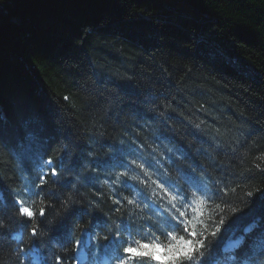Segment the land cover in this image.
Instances as JSON below:
<instances>
[{
    "label": "trees",
    "instance_id": "1",
    "mask_svg": "<svg viewBox=\"0 0 264 264\" xmlns=\"http://www.w3.org/2000/svg\"><path fill=\"white\" fill-rule=\"evenodd\" d=\"M117 150L125 162L147 161L152 179L186 189L239 185L232 200L240 211L210 259L223 260L226 244L255 222L251 246L264 229V199L244 195L264 188L255 167H264V0H0V264L28 262L14 255L12 200L49 158L61 183L28 199L37 210L52 203L32 237L42 248L51 247L49 233L58 243L47 259L73 257L82 213L101 234L126 225L125 240L168 243L166 231L148 227L163 212L155 185L129 179L135 187L110 189L123 169L92 171ZM68 196L80 210L70 216L61 208ZM113 199L123 201L121 212ZM31 226H23L24 245ZM90 237L87 248L101 255Z\"/></svg>",
    "mask_w": 264,
    "mask_h": 264
},
{
    "label": "snow or ice",
    "instance_id": "2",
    "mask_svg": "<svg viewBox=\"0 0 264 264\" xmlns=\"http://www.w3.org/2000/svg\"><path fill=\"white\" fill-rule=\"evenodd\" d=\"M64 99L67 100L68 97ZM258 159L264 160V153ZM60 162L62 164V157ZM43 167H46L48 171L42 170L38 175L37 182L32 186H26L13 197V216L16 222L21 225V233L14 237L17 241H22L23 226L29 222L32 224L29 229L31 236L37 237L40 235V225L44 221L37 220V215L46 218L47 209L52 207V203L49 201L47 205L37 210L35 202L29 204L28 199L39 196L40 193L44 192L45 186L49 184L61 183L63 172L53 158L44 160ZM101 167L105 169H123V171L116 174L115 180L109 185L110 189L113 185H122L128 188L135 187V185L127 184L129 179L139 181L145 187L150 188L155 185L156 189H159V192L153 189V197L159 198L163 212L157 210L156 215L159 219L148 227L160 231L161 235H164L166 231L165 239L169 241L161 247L159 236H155L148 243L141 240H125L123 233L127 232L129 237L132 235L126 225L120 226L114 233L109 228L107 232L101 234L99 231L101 224L94 225L91 221L84 223V214L82 213L77 219L73 230H79L83 234L85 232L91 233L93 229H96L95 235L90 238L96 241V247L105 250L108 255V262L114 260L115 264H138L140 261L147 260L158 261V264H264V259H260L264 258V229L255 236L250 247L246 244L248 235L252 234L253 230L258 227L255 222L244 229L243 235L232 240L223 249L224 253L227 254L223 260L210 259L217 243L222 239V234L229 231V216H234L235 213L240 211L238 207L233 205L232 200L237 194L239 185L230 186L221 180L211 183V185L197 182L191 186V189H186L169 182L167 179H152L149 174L151 165L147 161L132 159L125 162L119 150L112 153L106 160L95 161V167L92 171H96ZM255 167L264 172V167L259 164ZM137 169L140 170L137 175H129L130 172H136ZM141 175L147 179H142ZM84 179L89 180V177H84ZM257 194L261 199H264V188H257L255 191L244 193L249 198H254ZM0 200H2V197H0ZM250 202L249 200L248 203ZM76 203L77 201L73 196L66 197L61 204L63 214L70 216L80 211L74 207ZM154 203L155 199H153ZM113 204L117 205L116 212H121L124 208L121 199H113ZM127 204L134 205L137 208L141 207L135 199H127ZM92 207L95 208L97 205L93 204ZM150 207L151 205L147 203L143 205V208ZM147 219L152 220L153 218L150 216ZM0 227H3L2 220H0ZM140 227L143 228L144 225L141 224ZM68 242L72 243L71 239ZM84 246L85 242L82 235L77 236L71 249L77 254L71 259L77 261L87 260L85 254L79 251ZM158 251L162 254L158 255ZM30 254L31 250L25 252L23 248H18L14 255L19 260L20 257L27 259ZM55 264H64V258L57 256ZM88 264H91V261H88Z\"/></svg>",
    "mask_w": 264,
    "mask_h": 264
},
{
    "label": "rangeland",
    "instance_id": "3",
    "mask_svg": "<svg viewBox=\"0 0 264 264\" xmlns=\"http://www.w3.org/2000/svg\"><path fill=\"white\" fill-rule=\"evenodd\" d=\"M47 170V168H45V170L44 171H46ZM31 253L33 254V252L31 251ZM161 254V252L160 251H158V255H160Z\"/></svg>",
    "mask_w": 264,
    "mask_h": 264
}]
</instances>
